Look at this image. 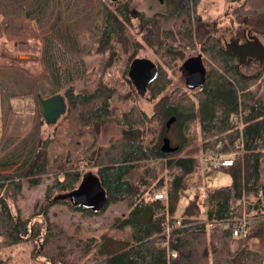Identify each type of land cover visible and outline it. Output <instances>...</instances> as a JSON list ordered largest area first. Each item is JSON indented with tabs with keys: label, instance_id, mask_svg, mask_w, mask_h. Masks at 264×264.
Returning a JSON list of instances; mask_svg holds the SVG:
<instances>
[{
	"label": "trees",
	"instance_id": "1",
	"mask_svg": "<svg viewBox=\"0 0 264 264\" xmlns=\"http://www.w3.org/2000/svg\"><path fill=\"white\" fill-rule=\"evenodd\" d=\"M131 1L101 3L98 10L95 0H0V50L8 46L20 55L38 57L40 73L32 95L40 107V123L41 100L61 94L67 104L48 137L10 139L12 144L1 150L9 153L0 160V264H264L261 252L246 245L252 221L264 219V72L245 76L239 70L241 50L264 62V55H258L264 49V0H222L239 3L230 18L247 32L244 44L231 38L228 45L215 35L220 21L206 22L197 13L201 0H151L157 4L151 15L134 13ZM80 19L90 25L78 31L74 24ZM133 21L157 67L146 90L150 116L136 105L137 92L128 77L143 49L131 33ZM29 23L41 36L23 38ZM93 52L102 56L96 74L86 65ZM197 52L204 57L206 74L193 90L195 100L177 88L171 94L169 73L185 55ZM197 116L202 154L221 141L217 152L233 161L226 167L231 184L206 193L204 219L190 202L178 220L172 215L180 191L202 183L191 182L203 155L180 157L196 142L198 132L192 127ZM172 130L178 138L176 151L164 153L163 139ZM105 131L110 133L103 144ZM161 162L166 181L149 180L148 168L139 172ZM82 168L95 171L105 192L107 204L98 213L76 207L68 198L83 177ZM43 178L51 182L23 218L18 206L23 185L34 189ZM165 188L167 202L154 199ZM112 206L124 210L112 227L129 229L125 243L80 224L81 216L94 221ZM59 209L66 212L64 219L72 215L76 222L58 219ZM242 217L250 230L234 239L232 231Z\"/></svg>",
	"mask_w": 264,
	"mask_h": 264
},
{
	"label": "rangeland",
	"instance_id": "2",
	"mask_svg": "<svg viewBox=\"0 0 264 264\" xmlns=\"http://www.w3.org/2000/svg\"><path fill=\"white\" fill-rule=\"evenodd\" d=\"M97 2V9H100V4L103 3L108 5V3H113L110 0H95ZM128 0H116V2H125ZM239 5V3H226L222 0H201L198 7L197 13L204 19L206 22L212 23L217 20L220 21V25L218 27V32L215 34L221 41L222 44H231V38H238L237 44H244V38L242 35L246 30L243 27L234 24L231 21V14L233 10ZM130 8L134 13H145L146 15H151L156 11L157 4L152 2L151 0H135L130 2ZM230 13V14H229ZM7 17L14 18L18 21H22L23 17L21 15H12L8 14ZM90 23L88 21H84L82 19L78 20L77 23L74 24V28L78 31L83 30ZM131 33L136 38L140 44H142L143 49L139 51L136 58L138 59H147L152 62H155V57L152 52L142 43L141 41V30L136 21H133L132 27L130 28ZM247 33V32H246ZM248 35H252L248 33ZM255 35L261 42L263 39ZM35 36H41V32H39L34 23L28 24V33L26 34L24 39L33 38ZM5 45V44H4ZM232 47V45H230ZM235 49V47H233ZM192 57H201L204 61L203 55L200 53H191L185 55L175 66L174 70L170 72V78L172 80V86L170 87L169 92L174 94V90L180 89L184 95L189 96L191 99L195 100L194 92L190 88H188L186 84V80L182 75V66L183 63ZM135 58V59H136ZM102 56L93 52L90 56L86 58V65L88 72L97 73V69L99 67ZM263 60V59H262ZM7 61H11L15 63V65L4 67L1 66V63L6 64ZM38 57L35 55H20L18 54L13 47L3 46L0 50V160L8 156L9 150L1 151L3 146H9L12 144V140H15V143L18 142L17 139L29 138L36 136V138L45 139L50 135L54 127L56 126H47L45 125L43 119V123H40V119L38 117V111H40V107L37 105L35 98L33 97L32 91H34V81L38 77L39 68H38ZM240 72L245 76H254L264 72V62L256 60L251 57H246L242 60L241 65L239 67ZM99 76V75H98ZM82 86L81 83L76 85V88L79 89ZM136 94V92H135ZM136 105L138 108L145 112L148 116L151 115L152 112V101L150 96L147 93L144 94H136ZM62 120V119H61ZM60 120V121H61ZM59 121V122H60ZM58 122V123H59ZM199 117L197 116L195 122L193 123L194 130H196V142L192 145L185 147L180 157H189L193 156H201L202 143L199 141ZM57 123V124H58ZM171 129V128H169ZM110 130V128L108 129ZM110 133V132H109ZM108 132H104V138H102V143L106 144L107 139L109 138L107 134ZM176 132L172 130L170 133H167V138L169 139L171 147H174L178 142V138H176ZM191 136H189V139ZM222 143L221 141L215 144ZM214 146V147H215ZM18 146L14 145L13 152L18 155ZM20 147V146H19ZM240 156L243 155L242 151H239ZM204 157H211L208 153H204ZM165 162L161 163H150L148 165H144L139 169V172L144 173L148 168L150 172L148 179L151 181H157L161 178H164L165 181L168 180V175L166 171ZM206 164V163H205ZM203 160L201 164V169L198 174L194 175V178L191 183H196L202 180L201 185L195 187L190 185L188 188L182 189L179 193V202L175 209L172 217L176 219H181L184 215V210L188 206L190 202H195L199 209L200 214L198 218H205V196L206 193L210 190H214L221 187L230 186L231 177L229 168H220L215 169L205 165ZM15 168H12V171ZM2 171L0 170V173ZM81 173L83 177L87 175L95 174L94 170H85L81 169ZM82 177V178H83ZM50 178H43L41 184L34 189H29L26 187V184L23 185V198L21 201H18V206L21 210V216L25 218L29 213L34 204V202L42 197L44 194L46 187L50 184ZM166 190L167 189H162ZM245 205H241V210L245 212ZM124 210L120 207L112 206L107 209L102 216L96 218L94 221H90L89 219H84L82 216L79 218L81 220L82 228L91 225L93 228L99 229L101 234L104 235V238L110 237L117 241L123 240L125 243L129 239V229L126 228L123 231H118L112 227L113 220L117 217L121 219L124 217ZM60 215H58V219L66 220V222L70 219L71 225L76 222V218L74 216L69 215L70 218H63L66 215V212L63 209H59ZM121 217V218H120ZM253 220V219H251ZM225 224V223H223ZM221 224V227H223ZM125 227V226H121ZM224 228V227H223ZM79 227L76 226L75 231L78 232ZM120 232V233H119ZM246 245L255 251L261 252L264 258V219H258L256 221H252L251 223V231L249 235L246 237ZM40 264V263H38Z\"/></svg>",
	"mask_w": 264,
	"mask_h": 264
},
{
	"label": "water",
	"instance_id": "3",
	"mask_svg": "<svg viewBox=\"0 0 264 264\" xmlns=\"http://www.w3.org/2000/svg\"><path fill=\"white\" fill-rule=\"evenodd\" d=\"M116 2V0H110ZM159 3L162 0H157ZM261 48V47H260ZM248 54L243 50L240 51L242 60ZM258 55H264V49L258 51ZM264 60V57H263ZM205 68L201 57H192L187 59L182 66V75L186 80L188 88L194 90L199 88L205 81ZM157 75L156 65L147 59L136 58L128 72V77L132 81L137 94L146 93L148 85ZM67 112V104L65 98L61 94H56L47 99L41 100L42 119L47 126H55L65 116ZM173 119L167 123L170 127ZM161 150L164 153H174L176 148L171 147L168 138L163 139ZM68 198L73 205L83 209H88L94 213H98L106 206V195L100 185L99 180L93 175L83 177L76 188Z\"/></svg>",
	"mask_w": 264,
	"mask_h": 264
},
{
	"label": "built area",
	"instance_id": "4",
	"mask_svg": "<svg viewBox=\"0 0 264 264\" xmlns=\"http://www.w3.org/2000/svg\"><path fill=\"white\" fill-rule=\"evenodd\" d=\"M219 149H221L220 143L216 145L213 149H210L205 152L208 153L211 157H213V159H211L210 157H204L203 155L204 163H206L209 166L210 170L211 167H214L215 169H220V168H226L232 166L233 161L230 159L223 158L224 153L217 152ZM167 198L168 195L166 190H159L154 194V199L160 200L165 203L167 202ZM227 225L228 223H225L223 224V227L226 228ZM235 225L236 226L232 231V236L234 239L240 238L244 232H249L250 230L249 226L246 223V219L244 217L238 219Z\"/></svg>",
	"mask_w": 264,
	"mask_h": 264
},
{
	"label": "flooded vegetation",
	"instance_id": "5",
	"mask_svg": "<svg viewBox=\"0 0 264 264\" xmlns=\"http://www.w3.org/2000/svg\"><path fill=\"white\" fill-rule=\"evenodd\" d=\"M237 45V44H236ZM245 58V57H244Z\"/></svg>",
	"mask_w": 264,
	"mask_h": 264
}]
</instances>
